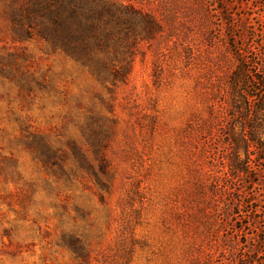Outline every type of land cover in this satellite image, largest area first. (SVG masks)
I'll list each match as a JSON object with an SVG mask.
<instances>
[{
    "label": "rangeland",
    "instance_id": "obj_1",
    "mask_svg": "<svg viewBox=\"0 0 264 264\" xmlns=\"http://www.w3.org/2000/svg\"><path fill=\"white\" fill-rule=\"evenodd\" d=\"M263 99L264 0H0V264H264Z\"/></svg>",
    "mask_w": 264,
    "mask_h": 264
},
{
    "label": "trees",
    "instance_id": "obj_2",
    "mask_svg": "<svg viewBox=\"0 0 264 264\" xmlns=\"http://www.w3.org/2000/svg\"><path fill=\"white\" fill-rule=\"evenodd\" d=\"M99 7H100L99 8L100 11L108 12L110 14L115 13L114 9H112L110 6L100 5ZM71 12L76 14V10H74L73 8L71 9ZM75 14L73 16H75ZM61 19L62 18L59 16H56L53 19V27L50 29V31H51L50 34L53 35V37L60 42L61 48L64 49V47H65V48H71L72 50H74V49L81 50V47L83 44H81L79 41H77V40H79V37H76L75 33L69 32L68 31L69 26H67L66 21L64 19H62V20ZM89 24L90 23H87L85 28H88ZM239 86H241V85H239ZM245 90H246L245 86H242V91H245ZM246 96L247 97H253V95H248V94H246ZM261 101H262V104H258L256 106H248L249 107L248 109H250V108H251V110L255 109L256 114H264V105H263L264 99ZM250 116L251 115H249V116L245 115V117H248V119H249V122L246 124L247 131L244 135L245 141H243L244 139L241 140V134L237 136V138L239 137L240 140L236 139V140L232 141L234 154H236L238 152L237 148H238L240 142H244L247 145L253 144L255 149H257V151H258L257 158H261L262 157L261 153H262V150L264 149V147L259 141H257V139L255 138V135H254L256 133V131L259 130V125H258V123L256 124L255 121H253L250 118Z\"/></svg>",
    "mask_w": 264,
    "mask_h": 264
}]
</instances>
